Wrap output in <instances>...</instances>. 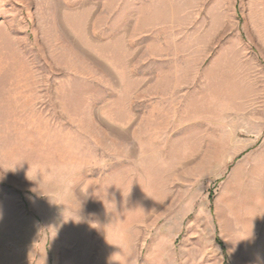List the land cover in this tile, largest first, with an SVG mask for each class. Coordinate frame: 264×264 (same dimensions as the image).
Returning a JSON list of instances; mask_svg holds the SVG:
<instances>
[{"label":"rangeland","instance_id":"1","mask_svg":"<svg viewBox=\"0 0 264 264\" xmlns=\"http://www.w3.org/2000/svg\"><path fill=\"white\" fill-rule=\"evenodd\" d=\"M0 264H264V0H0Z\"/></svg>","mask_w":264,"mask_h":264}]
</instances>
